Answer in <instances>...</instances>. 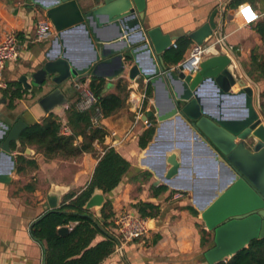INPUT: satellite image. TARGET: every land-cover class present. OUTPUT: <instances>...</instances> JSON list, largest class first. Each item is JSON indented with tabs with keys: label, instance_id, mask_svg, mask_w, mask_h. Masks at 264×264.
<instances>
[{
	"label": "crops",
	"instance_id": "0c3cea01",
	"mask_svg": "<svg viewBox=\"0 0 264 264\" xmlns=\"http://www.w3.org/2000/svg\"><path fill=\"white\" fill-rule=\"evenodd\" d=\"M230 1L146 0L142 23L145 28L157 27L163 34L176 37V40L181 37L189 39L188 35L206 24L210 15L216 10L217 13L214 16L216 31L214 39L209 42L211 44L217 41V33L221 25V12L224 7L225 19L222 24V38L229 48L239 51L238 61L244 71H249L253 77L257 74L250 66L251 54L264 56V42L254 30V25L264 20V0H254L253 4L244 3L235 9H228L227 5ZM77 2L83 11H87L95 0H77ZM245 10H250L254 18L249 20L244 15ZM44 15V12L33 6L30 0H0V41L6 33L13 32L21 43L18 60L5 66L3 78L7 85L16 83L22 91H25L18 82L19 77L39 69L46 62V53L52 45L53 51L58 52V47L53 43L55 34L47 41L34 42L37 22ZM94 32L103 40L111 38L115 29L106 26L99 29L95 28ZM133 39L136 40L137 37ZM176 40L171 43H175ZM216 45L220 51L225 52L224 46ZM193 46L195 44L191 41V47L186 51L184 58L188 56ZM59 47L61 55H65L76 66L84 65L90 57V49L80 28L72 29L64 37ZM163 54L164 65L169 70L173 69L177 64L167 63ZM124 55L128 56L127 54ZM204 59L205 57H203ZM126 60L128 62H126L125 70L118 78L111 82L103 79L106 83L105 93H114L116 83L119 80L127 84L129 96L124 107L102 120V130L106 132L103 146L114 148L131 166L117 188L103 194L105 201L108 200L111 203L112 217L109 220L114 225L107 230L116 238V219L126 212L138 215L133 208L136 203H150L156 206L157 210L152 218H144L149 227L147 233L135 241L123 244L120 248L114 247V252L103 264H207L203 253L213 236L205 228L198 210L192 203L194 191L185 188L187 190L184 192L185 198L175 200L172 198L174 191L180 190L168 188L161 182L156 185V177L140 164V157L144 149L139 148L138 140L141 134L148 129H144L140 124L134 128L131 126L134 122V112L139 103L137 97L145 91L149 82L141 76L131 82L128 79V69L133 65V62L129 57H126ZM139 60L145 70L150 69L147 56L141 55ZM236 72L242 76L237 67ZM242 82L245 86L252 88L253 105L257 108L255 105V88L251 87L243 77ZM132 83L134 88L131 90L129 87ZM256 84L259 88L260 107L264 111V78L258 77ZM74 85L75 81L67 83L62 88L67 99V105L56 107L47 113L37 103L39 94L34 95L27 91L21 99L14 101L12 109H8V102L3 97V90L0 89V122L7 125H11L17 120H22L26 124L40 123L49 113H52L57 117L62 127L63 124L66 125L67 123L66 109L68 105L76 103L80 96V92H78V96L76 95L73 89ZM238 90V86L232 88L234 93ZM204 93L205 102L210 108L216 110L217 98L212 87L207 85ZM150 98L151 107L154 104L153 89ZM224 106L232 108L237 116L242 115L240 99L226 100ZM145 107L147 108V105ZM155 127L156 121L154 122V129ZM111 132H116L117 136L112 138ZM126 132H129V135L122 138ZM81 141V137H78L76 143ZM161 142L171 143L180 149L181 155L183 154L184 161L189 164L190 169V175L189 173L182 174L184 179L189 184L195 183L201 186L199 192L195 194L196 196L207 197L210 195L211 187L214 184L226 181L227 177L224 173L217 172L214 174L211 170L210 172L206 170L203 176H199L196 180L192 179V166L198 165L200 170L205 171L209 161L205 150L195 144L194 139L182 126L171 125L167 127ZM94 146V153H84L76 158H63L61 156L45 158L34 146L21 148L16 143V149L12 151L15 163L16 156L22 157L25 162L21 172L17 173L15 170L11 175L9 183H0V264H44L42 248L31 236V227L45 213L47 197L54 189L61 190L59 192V202L61 203L65 194L69 192L78 194L89 183L97 159L103 153L102 145L95 144ZM7 166V159L1 158L0 172H4ZM143 172L150 173L151 177L143 178L141 176ZM160 185L167 187V190L154 195L151 187ZM187 206H191L197 212V216L191 215L186 209ZM90 212L96 216L95 210ZM203 230L208 233L206 236L207 246L204 247L200 244V231ZM259 240L263 239L253 241ZM249 245L244 249H247ZM254 264H264V261Z\"/></svg>",
	"mask_w": 264,
	"mask_h": 264
},
{
	"label": "water",
	"instance_id": "95a60500",
	"mask_svg": "<svg viewBox=\"0 0 264 264\" xmlns=\"http://www.w3.org/2000/svg\"><path fill=\"white\" fill-rule=\"evenodd\" d=\"M30 2L43 11L52 24L55 32L53 43L58 47L55 53L52 45L46 53V62L18 79L23 90L39 94L37 103L41 109L47 113L56 107L66 106L62 88L67 83L87 76L113 81L125 70L126 57L131 58L133 65L128 69V79L134 82L139 76L143 77L151 85L154 98V104L145 111L144 118H154L156 127L144 149L146 159L142 162L156 177V185L161 182L171 189L185 192V188H190L194 191L192 203L213 236L203 253L206 263L226 262L251 241L264 239V111L260 107L257 84L246 75L238 61L239 51L229 48L222 38L225 8H222L217 33L219 42L209 44L215 37L216 10L206 24L188 35L195 45L206 49L198 71L185 75L181 67L178 71L167 69L162 59V54L176 37L163 34L157 27H144L146 0H95L87 11H83L76 0ZM106 26L113 27L115 33L102 40L94 30ZM78 28L83 31L90 49V57L82 66L74 65L61 55L59 47L64 37ZM135 37L136 40L133 39ZM216 44L224 46L225 52L220 51ZM141 55L147 56L149 70L142 66ZM236 67L242 76L237 74ZM242 77L256 90L257 108L253 105V90L244 85ZM207 85L212 87L217 98L216 110L205 102ZM234 86L239 87L235 93L232 91ZM133 87L134 84H130V89ZM229 99L241 100V116L224 106ZM171 125L185 128L195 144L207 153L209 164L205 171L198 165L192 166V179L202 177L206 170L226 175V181L211 187L209 196L195 195L201 186L189 184L184 179L182 174L190 175V169L180 149L171 143L161 142L166 128ZM26 126L22 120L11 125L0 122V159L8 161L6 170L0 172V183L11 181L16 163L10 145L18 143ZM60 191L54 189L48 195L45 213L59 208ZM104 203L103 192L94 190L84 209L95 210L96 217L100 218ZM67 232V227L58 228L59 234Z\"/></svg>",
	"mask_w": 264,
	"mask_h": 264
},
{
	"label": "trees",
	"instance_id": "16d2710c",
	"mask_svg": "<svg viewBox=\"0 0 264 264\" xmlns=\"http://www.w3.org/2000/svg\"><path fill=\"white\" fill-rule=\"evenodd\" d=\"M253 2L254 0H231L227 8L235 9L241 4H253ZM254 30L264 42V20L256 23ZM190 47L191 41L181 37L175 41L174 46L164 52L163 58L167 63L176 65L183 60ZM250 66L257 74L252 77L253 74L246 71V75L251 80L257 83L258 77L264 78V56L252 53ZM105 84L103 79L90 78L89 88L98 98V107L104 118L123 108L129 96L127 84L122 80L116 83L114 93H105ZM73 89L78 96V90L75 87ZM2 94L8 102L7 108L12 109L14 101L21 99L26 92L22 91L18 84L13 83L8 84ZM145 94L147 98L152 95L149 83L146 85ZM146 104L147 100L144 106ZM66 119L69 135L60 133V122L56 116L49 113L40 123L27 124L20 133L18 144L21 148L34 146L45 158L56 156L76 158L84 153H94L95 144L102 145L103 153L98 157L92 177L84 189L78 194L75 192L65 194L59 208L46 212L34 222L31 236L42 248L44 264H103L114 252L116 245L115 238L107 230L109 227H114L109 220L112 217L111 203L105 201L100 218L85 210L84 206L94 190H101L103 194H107L117 188L131 166L114 148L103 146L106 132L90 127V112H79L75 108V103H72L66 109ZM150 120L155 122L153 118ZM153 134L154 127L144 131L138 140L139 148L145 149ZM78 137L82 139L80 143H76ZM10 148L14 151L16 143H11ZM24 162L22 157L16 156L17 173L22 171ZM141 176L145 179L151 177L148 172H143ZM151 190L156 195L166 191L167 187L160 185L151 187ZM133 208L141 218H152L157 210L153 204L141 202L134 204ZM186 209L191 215L197 216V212L191 206H187ZM60 227H67L68 232L59 234ZM207 234L204 230L200 231V244L203 247L207 246ZM262 261H264V239L253 241L247 249L218 264H254Z\"/></svg>",
	"mask_w": 264,
	"mask_h": 264
},
{
	"label": "built area",
	"instance_id": "2783aa9c",
	"mask_svg": "<svg viewBox=\"0 0 264 264\" xmlns=\"http://www.w3.org/2000/svg\"><path fill=\"white\" fill-rule=\"evenodd\" d=\"M54 28L48 18L44 15L40 18L36 25V31L34 36V42L41 43L51 39L54 36ZM219 42V40H217ZM174 46V43L172 44ZM21 43L15 33L8 32L4 35L3 39L0 41V89L4 90L7 88V83L4 81L3 72L6 64L15 63L20 54ZM206 48L203 46H193L186 58L179 62L173 69L178 71L181 67V72L185 75L195 74L199 69V64L202 62L204 57V51ZM89 77H83L75 81V86H77L78 92H80L79 99L75 103V108L79 112H90V127L92 129H102V120L104 119L100 108L98 107V98L95 96L94 92L89 88ZM134 88V87H133ZM132 88V89H133ZM130 89V87H129ZM131 89V90H132ZM138 107L134 112V122L131 128L140 124L144 129H150L154 127V123L150 118H144L145 111L150 109V104L152 103L151 98H147L145 91L140 93ZM147 100V108L144 106V102ZM264 103V100H263ZM60 133L62 135H69L70 130L66 125H62L60 128ZM129 132L123 134L122 138H126ZM110 136L112 138L117 136L116 132H111ZM115 146L114 144L112 145ZM175 200H180L185 198V193L182 191H174L172 196ZM115 228L117 232V237L113 236L116 240V249L120 248L123 244L135 241L141 238L147 231L149 227L147 225V220L139 217L132 213H123L115 221Z\"/></svg>",
	"mask_w": 264,
	"mask_h": 264
},
{
	"label": "bare ground",
	"instance_id": "6f19581e",
	"mask_svg": "<svg viewBox=\"0 0 264 264\" xmlns=\"http://www.w3.org/2000/svg\"><path fill=\"white\" fill-rule=\"evenodd\" d=\"M145 159H146V154L143 152L142 155H141V157H140V164H141V166H143V167H146L145 163L142 162V161H144Z\"/></svg>",
	"mask_w": 264,
	"mask_h": 264
},
{
	"label": "snow or ice",
	"instance_id": "6c2138e0",
	"mask_svg": "<svg viewBox=\"0 0 264 264\" xmlns=\"http://www.w3.org/2000/svg\"><path fill=\"white\" fill-rule=\"evenodd\" d=\"M244 15H245L249 20H251V19L254 18V17L252 16L250 10H245Z\"/></svg>",
	"mask_w": 264,
	"mask_h": 264
},
{
	"label": "rangeland",
	"instance_id": "374dc122",
	"mask_svg": "<svg viewBox=\"0 0 264 264\" xmlns=\"http://www.w3.org/2000/svg\"><path fill=\"white\" fill-rule=\"evenodd\" d=\"M43 12V11H42ZM41 13V12H40Z\"/></svg>",
	"mask_w": 264,
	"mask_h": 264
}]
</instances>
